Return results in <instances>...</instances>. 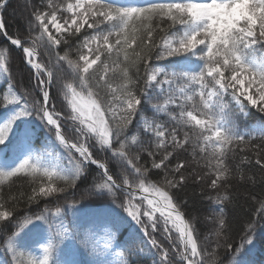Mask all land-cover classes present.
Masks as SVG:
<instances>
[{"label": "snow or ice", "instance_id": "6c2138e0", "mask_svg": "<svg viewBox=\"0 0 264 264\" xmlns=\"http://www.w3.org/2000/svg\"><path fill=\"white\" fill-rule=\"evenodd\" d=\"M9 3L0 0L8 264H81V249L87 264H248L264 235V0H27L23 34L8 31ZM256 167L259 178L246 174ZM240 183L259 191L242 197ZM85 200L99 203L82 212Z\"/></svg>", "mask_w": 264, "mask_h": 264}, {"label": "trees", "instance_id": "16d2710c", "mask_svg": "<svg viewBox=\"0 0 264 264\" xmlns=\"http://www.w3.org/2000/svg\"><path fill=\"white\" fill-rule=\"evenodd\" d=\"M27 0H10L9 6L7 8L6 11H4L3 13V19L5 21V23L8 25V31L10 34H15L17 32V29L21 30V34H23V20L24 17L26 16V9H25V4H26ZM19 6H21L23 8V12L20 10L19 12ZM20 14V15H19ZM2 42V41H0ZM20 53L17 51H13L12 52V64H13V71L17 77V79H20L22 81L23 84H27L28 83V79H27V71H17V68H22L23 66L20 64ZM34 83V82H33ZM0 84H4V78L0 77ZM0 113H3L2 111H0ZM147 115L151 116V112H148ZM260 114L256 113L255 110H252V115L249 117V122H254L259 118ZM240 125L241 127L244 126V120L243 118H240ZM260 141H254V143H259ZM39 144V142H38ZM246 174L251 175L252 172H255L256 177L259 178L261 175V170L259 169V167H256L254 169H252L251 171H249L248 169H245ZM31 178H27V177H22L20 181L17 182V184H23L25 190L27 189V185L30 182ZM236 183V181H234V184ZM85 185H81V188H83ZM201 188H204L205 191L206 190V185H196L195 186V191L197 194H199ZM236 190L241 194V196H246L248 192H258L259 191V187H257L256 189H252L249 185H244L242 183L237 184V188ZM187 191L189 192V194H191V192L193 191V189L191 187H189L187 189ZM212 195H215V193H211ZM73 199L79 200L80 199V192L77 191L75 193V196L73 197V194L69 193L67 195L61 194L59 196V199H53L47 206L50 208H55L56 206H59L61 204L67 203V202H71ZM99 201H84V209H82V212H85L88 210V208L95 206L96 204H98ZM241 204L244 205L245 208H247L249 206V203H246L244 199H241L240 201ZM206 204V201H204L203 199H200L199 202L196 204V207H202L203 205ZM46 205L44 203L40 204V209H43ZM21 213H23L24 208L23 206H21L20 208ZM33 211H37V209L33 208ZM68 219H73L71 216V213L69 212L68 214ZM84 219L83 216L76 218V222L80 223L82 220ZM262 224H264V222H261ZM11 228V225L9 226ZM259 227V226H258ZM238 242V241H237ZM28 245H30L28 242H26ZM29 253L31 255H36L31 249H29ZM0 258L3 262V264H8V260L9 258L6 257L5 255V250L3 248V246H0ZM79 259L81 261V264H87V260H88V256L87 254H85L83 252V250L81 249V253L79 256ZM246 260L248 262V264H264V235H261L260 238L258 239L256 245L254 248L251 249L250 253L248 254V256L246 257ZM139 264H152V256L151 255H145L140 259Z\"/></svg>", "mask_w": 264, "mask_h": 264}, {"label": "rangeland", "instance_id": "374dc122", "mask_svg": "<svg viewBox=\"0 0 264 264\" xmlns=\"http://www.w3.org/2000/svg\"><path fill=\"white\" fill-rule=\"evenodd\" d=\"M19 12H20V10L23 12V8L21 7V6H19ZM21 13V12H20ZM24 13V12H23ZM20 15V14H19ZM21 15H22V13H21ZM43 242V241H42ZM38 251H39V246H38Z\"/></svg>", "mask_w": 264, "mask_h": 264}]
</instances>
